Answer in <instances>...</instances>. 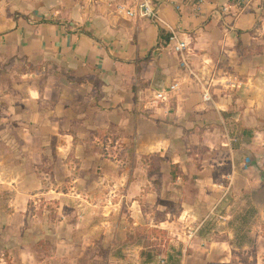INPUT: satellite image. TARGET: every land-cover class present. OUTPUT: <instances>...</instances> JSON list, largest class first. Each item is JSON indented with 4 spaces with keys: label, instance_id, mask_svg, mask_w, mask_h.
Listing matches in <instances>:
<instances>
[{
    "label": "crops",
    "instance_id": "obj_1",
    "mask_svg": "<svg viewBox=\"0 0 264 264\" xmlns=\"http://www.w3.org/2000/svg\"><path fill=\"white\" fill-rule=\"evenodd\" d=\"M121 3L0 0V264H264V0Z\"/></svg>",
    "mask_w": 264,
    "mask_h": 264
},
{
    "label": "built area",
    "instance_id": "obj_2",
    "mask_svg": "<svg viewBox=\"0 0 264 264\" xmlns=\"http://www.w3.org/2000/svg\"><path fill=\"white\" fill-rule=\"evenodd\" d=\"M255 0H230V2H235L240 10L247 8L251 2ZM158 2H165L169 6H172L176 10H180L181 6L186 4L187 2H196L198 9L203 5V0H130V5H126L125 3H121L118 6V11L120 13H124L126 16L135 18L140 17L144 19L151 20L152 22L159 25L160 18L158 13ZM231 7H223V13H229ZM179 33L173 31L172 35L168 42V50L177 55H189L190 47L189 44L179 37ZM177 90V86H171L169 88V92H174ZM167 92L163 91L155 96V104L161 103L166 99ZM205 101H210V95L206 93L204 95ZM189 237L193 238L194 233L189 232Z\"/></svg>",
    "mask_w": 264,
    "mask_h": 264
}]
</instances>
